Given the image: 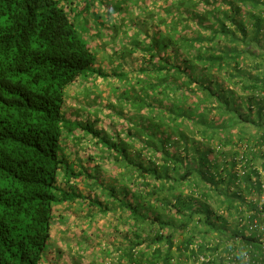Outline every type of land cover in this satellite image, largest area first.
<instances>
[{"label":"trees","instance_id":"trees-1","mask_svg":"<svg viewBox=\"0 0 264 264\" xmlns=\"http://www.w3.org/2000/svg\"><path fill=\"white\" fill-rule=\"evenodd\" d=\"M93 76L119 130L69 116ZM262 184L264 0H0V264H84L52 241L63 207L110 228L109 264H198Z\"/></svg>","mask_w":264,"mask_h":264},{"label":"rangeland","instance_id":"rangeland-1","mask_svg":"<svg viewBox=\"0 0 264 264\" xmlns=\"http://www.w3.org/2000/svg\"><path fill=\"white\" fill-rule=\"evenodd\" d=\"M104 53L106 54L107 52H104ZM102 54H103V52L100 51V54L99 55H102ZM114 81L116 83V80H113V82ZM92 82H94V83L96 82V84L98 85L97 87H99L98 88L99 90L93 89V88H95V86L92 87V88L90 86H88L86 88L85 87V85H86L85 83H87V81L86 82L83 81L84 84H82V82H78V84L75 85V87H77V88L80 87V90L81 89H84L81 93H80V91L74 92V93L72 91H70V94H69V97H68L69 99H68V107L67 108L72 109L73 112L69 116H71L72 118H76V117L79 116V117L82 118V120H85V118H83V117L88 118V116H89L88 113H90L91 115H93V111H94V110H87V102L88 101L91 102V103L96 102L100 106V109H99V112L98 113H100V117L99 118L101 119V121H100L98 127L103 128V129L106 128L109 131L110 130L109 125H111V126H114V127H112V129L119 130L122 126L119 123H117V122H116L117 123L116 125L110 124V120H109V116H108L109 112L111 113V111L114 109V108L108 107V102H112L113 103L112 107H114L115 106V103H116V101L111 100V94L113 92V89H114L115 84H113L112 81H110V83H109V80H104L102 77H98V76H96V77L93 76L92 77ZM93 108L96 109L97 107L95 105H93ZM83 109H85V110H83ZM88 109H90V107H88ZM87 111H89V112H87ZM81 113L82 114L84 113L83 115H86V116H82ZM89 142L90 143L87 144V150L94 149L95 148V145L92 144V141L89 140ZM103 166H104V168H108L109 165L107 164V162H105ZM83 187H87V186H84L83 185ZM84 192H87V190H85ZM61 211H64L63 213H68L65 210L64 207L62 208ZM68 217H69V215H68ZM75 221H70L71 225H73V226H71V229L70 230L68 229L70 232L67 230V227L69 225H67V224H65L63 222H59V221L55 222L54 225H53V234H52V236H53L52 237L53 243H55L56 245H59L60 244V241L65 239V238L63 239V236H61L62 235L61 231L63 232V230H65L64 232H69V233L76 232V231H80V229L82 228L81 227L82 225H79L78 224V227L79 226L81 227V228L79 227L78 229H73L72 228V227H75V223H73ZM87 223H89V225H88L89 228H86L85 227V229H86V232H85L86 233V236L84 235V237H83L81 235H78V236H75L74 237L75 234L73 233L72 236H68L67 235V239L73 237V239H74V240H72V243L73 244L76 243L75 241L78 240V237L79 236L83 240H85V242L87 244H89V245H91L93 243L91 239H95V240L98 241V239H99L98 234L96 236H94V235H92V233L94 231H97V229L98 230H101V229L98 228V227H95V225H94L95 222L93 220L92 221L89 220V221H87ZM83 224L86 225L85 223H83ZM229 224H230V226H232L230 222H229ZM61 228H63V230H59ZM86 237H88V240L86 239ZM107 237H109V236H107ZM90 240H91V242H90ZM100 243H101V241H100ZM104 245H107L106 242H105ZM96 250H98V254H97V257L95 259H93L94 257L92 255V253L89 252V251H91V249L88 250L86 248H83L81 250V252H78L76 250H72L71 253H70V255H68V254L67 255L70 258L71 256H75V254H77V255L82 254V257H83L84 260L86 259L85 257H87V259L85 260V263L84 264H90V262L92 260L95 262L96 259H98V258L101 259V257L103 256V255H101L99 249H96ZM92 252H95V250L94 251L92 250ZM69 258H68V260H69ZM96 264H102V261L100 260Z\"/></svg>","mask_w":264,"mask_h":264},{"label":"built area","instance_id":"built-area-1","mask_svg":"<svg viewBox=\"0 0 264 264\" xmlns=\"http://www.w3.org/2000/svg\"><path fill=\"white\" fill-rule=\"evenodd\" d=\"M257 210H245L237 220L238 234L231 235L228 244L219 246L220 253L212 256L198 253V264H264V184ZM244 236H253L247 240ZM200 241V239H199ZM194 243V247L199 242ZM214 244L209 243L207 249L211 251Z\"/></svg>","mask_w":264,"mask_h":264},{"label":"crops","instance_id":"crops-1","mask_svg":"<svg viewBox=\"0 0 264 264\" xmlns=\"http://www.w3.org/2000/svg\"><path fill=\"white\" fill-rule=\"evenodd\" d=\"M67 111H69L70 113L69 114H72V112H73V110L72 109H70V108H67ZM76 152V151H75ZM74 152V153H75ZM67 153L69 154V157L70 158H73L74 156H75V154L74 153H72L71 152V150H70V148L69 149H67ZM80 154H83V153H79L78 155H80ZM74 161L77 163V164H81V165H83V166H85V167H87V169L89 168V167H91L93 164H95L96 163V161L94 162V161H92L91 159H87L86 157H84L83 159L82 158H75L74 159ZM65 177V176H64ZM64 177H62V182H64V183H62V187L63 188H68V186H69V184H74L75 185V187H76V189L77 190H79V191H82L83 193H88L89 192V189L90 188H88V187H83V185L85 186V182H82L81 184H79V183H77V182H75L74 181V179H71L70 180V182L69 183H66L65 181V179H64ZM83 184V185H82ZM65 185V186H64ZM85 190H87V192H84ZM75 207H73V209L72 210H70V209H68V208H65V210L68 212V213H62L63 215H66L67 216V220L65 221V222H63V223H65V224H67V225H69L68 227H67V230L69 229H71V226H73V225H71V223H70V219H72V218H74V219H72L73 221H75V222H73V223H76V224H79V225H82L83 223H85L86 224V228H87V226L89 225V223H87V219H89V218H94L95 216H91V215H87L85 212H79V210H77V209H74ZM62 209V208H61ZM71 211V212H70ZM77 211V212H76ZM68 215H69V217H68ZM101 217V220L100 221H98V222H101L102 220H103V216H100ZM94 219H96V218H94ZM87 220V221H86ZM81 221V222H80ZM72 223V224H73ZM94 225H96V224H94ZM80 227V226H79ZM79 227H72L73 229H78ZM96 227V226H95ZM235 226H230V229L229 230H232L233 228H234ZM81 228V227H80ZM101 230H98L97 229V231H94L93 233H92V235H94V236H96L97 234H98V237H99V239H98V241H96V242H94L93 244L94 245H97L96 243H98V246H96L95 248H98L99 250L104 246V248L106 247V245H104L105 244V242H106V244H108V239L107 238H109V237H107V236H110V228L109 227H105V228H100ZM59 230H63V228H61V229H59ZM68 230V231H69ZM109 230V231H108ZM65 230H63V232L61 231V233H62V235L61 236H63V239L64 240H61L60 241V244L58 245V247L59 248H61L62 250H64V252L66 253V252H70V251H72V250H76V251H79V246L80 245H78V243H77V241L80 239L79 237H78V240L77 241H75L76 243L75 244H73L72 243V240H74L73 239V237H71V238H68L67 239V235L68 236H72L73 235V233L75 234L74 235V237L75 236H78L79 234H78V231H76V232H71V233H69V232H64ZM69 233V234H68ZM113 234V233H112ZM70 240V241H69ZM92 240V239H91ZM91 240H90V242H91ZM95 240V239H94ZM100 241H101V243H100ZM100 244H102V245H100ZM102 246V247H101ZM88 247V249L90 248L91 250L93 249L92 248V246H90V245H88L87 246ZM94 247V246H93ZM83 248H85L84 246L83 247H80V250H82ZM103 249V248H102ZM113 249H112V247H110V251H112ZM103 257H104V255L101 257V259L100 258H98V259H96V263L97 262H99L100 260L102 261V264H109V261L108 260H103ZM68 255L66 254L65 255V260L64 261H66V263L67 262H69L70 261V258H69V260H68ZM62 260H63V257H62ZM96 263H94V264H96Z\"/></svg>","mask_w":264,"mask_h":264}]
</instances>
